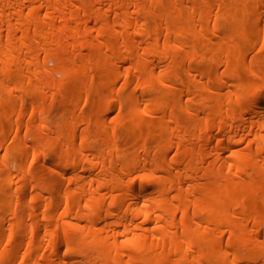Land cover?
<instances>
[{"label": "bare ground", "instance_id": "obj_1", "mask_svg": "<svg viewBox=\"0 0 264 264\" xmlns=\"http://www.w3.org/2000/svg\"><path fill=\"white\" fill-rule=\"evenodd\" d=\"M0 264H264V0H0Z\"/></svg>", "mask_w": 264, "mask_h": 264}]
</instances>
